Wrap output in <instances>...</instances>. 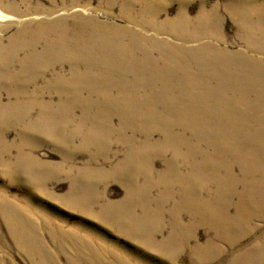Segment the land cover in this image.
Wrapping results in <instances>:
<instances>
[{"label": "rangeland", "instance_id": "1", "mask_svg": "<svg viewBox=\"0 0 264 264\" xmlns=\"http://www.w3.org/2000/svg\"><path fill=\"white\" fill-rule=\"evenodd\" d=\"M0 9V264L264 256V0Z\"/></svg>", "mask_w": 264, "mask_h": 264}, {"label": "bare ground", "instance_id": "2", "mask_svg": "<svg viewBox=\"0 0 264 264\" xmlns=\"http://www.w3.org/2000/svg\"><path fill=\"white\" fill-rule=\"evenodd\" d=\"M5 16L6 15L3 14L1 12V9H0V18H4ZM263 206H264V203H263ZM211 217L214 221H216L218 219L216 213ZM243 218L244 217H242V215H240L238 217H233V218H226V219L222 218V219H219L218 221H220V223L224 222V223H227L229 225H232L233 227H231L230 229L239 231L240 225L242 224V221H243L242 220ZM247 258H246V260H244L245 259V256H244V258H242L243 260H241L242 261L241 264H264V256L262 254H259L258 250H255L253 254L248 255Z\"/></svg>", "mask_w": 264, "mask_h": 264}]
</instances>
